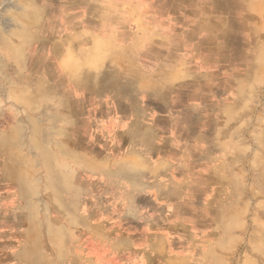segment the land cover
<instances>
[{"label": "rangeland", "instance_id": "374dc122", "mask_svg": "<svg viewBox=\"0 0 264 264\" xmlns=\"http://www.w3.org/2000/svg\"><path fill=\"white\" fill-rule=\"evenodd\" d=\"M44 69L64 84L85 69L130 81L144 118L162 113L178 138L193 228H217L212 264H264V0H0V143L24 166L36 153L35 186L18 168L0 183V242L25 236L49 254L66 218L43 215L39 150L63 126Z\"/></svg>", "mask_w": 264, "mask_h": 264}, {"label": "crops", "instance_id": "0c3cea01", "mask_svg": "<svg viewBox=\"0 0 264 264\" xmlns=\"http://www.w3.org/2000/svg\"><path fill=\"white\" fill-rule=\"evenodd\" d=\"M54 78L51 70L44 69V95L51 97L54 88L61 97L59 117L54 119L63 126L58 134L45 128L39 150L43 209L47 210L43 215H53L54 209L66 221L56 226L59 242L49 254L42 252L39 241L25 236L1 241L0 264H57L54 255L59 264L221 261L208 236L217 228H193L198 212L190 210L189 201H195L188 187L192 179L182 175L177 160L181 147L164 115L144 118L140 104L132 98L130 81L109 74L97 77L86 69L67 84ZM42 116L44 121L52 120L46 111ZM10 133L6 130L1 135ZM2 142L1 186L15 183L17 168L26 169L27 182L33 180L35 186V146L24 166L12 146ZM96 217L118 218L119 224L111 219L112 224L100 223ZM131 217H137L138 224L132 226ZM31 229L26 228L28 234ZM16 231L10 228L5 236L13 239L18 236Z\"/></svg>", "mask_w": 264, "mask_h": 264}]
</instances>
